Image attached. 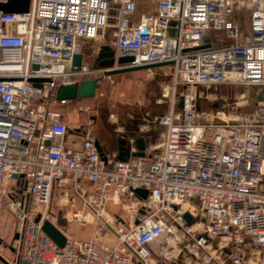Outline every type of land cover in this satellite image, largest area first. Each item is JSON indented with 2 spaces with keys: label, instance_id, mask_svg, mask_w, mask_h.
I'll use <instances>...</instances> for the list:
<instances>
[{
  "label": "built area",
  "instance_id": "2783aa9c",
  "mask_svg": "<svg viewBox=\"0 0 264 264\" xmlns=\"http://www.w3.org/2000/svg\"><path fill=\"white\" fill-rule=\"evenodd\" d=\"M8 1L0 0V204L16 219L14 264H151V246L173 229L187 230L200 264H264V0H147L151 12L138 11V0H31L20 14L2 11ZM89 42L110 47L114 64H85ZM123 57L133 61L119 65ZM164 64L172 102L154 119L164 129L159 146L114 160L86 126L68 148L60 109L70 101L56 99L59 87L89 79L98 87L108 72ZM227 85L257 87L255 110L203 119L197 89ZM70 183L82 207L61 219L52 192ZM185 213L200 223L185 226ZM45 222L64 235L62 248ZM71 223L90 227V237L68 235Z\"/></svg>",
  "mask_w": 264,
  "mask_h": 264
},
{
  "label": "rangeland",
  "instance_id": "374dc122",
  "mask_svg": "<svg viewBox=\"0 0 264 264\" xmlns=\"http://www.w3.org/2000/svg\"><path fill=\"white\" fill-rule=\"evenodd\" d=\"M144 5L147 6L148 4ZM245 20V24L243 20L241 22L243 30L246 29L247 19ZM90 60L89 54H86L84 61L90 62ZM151 71V73H148L145 70H139L106 77L98 86L97 98L71 100L70 105L63 107L60 111L69 120V124L71 123L70 126L73 128L74 126L70 120L73 119L71 110L80 105L87 108V112L76 114L78 115L77 122L86 125L87 128L95 125L99 141L105 138L109 144L112 143L113 139L107 130L108 123L106 119L109 114H113L116 116L118 124L136 123L146 125L152 131L151 142L154 144L161 143L163 140H161L159 134L160 128L155 125L154 119L156 116L169 112L172 102V91L170 89L172 83L168 69L157 68ZM164 72L167 73L166 77L162 76ZM164 91L167 97H163ZM181 91H183L182 88L177 89L176 95ZM197 91L200 95L197 100L198 114L203 119L209 117L208 115H214L218 116L219 119L232 120L242 113H250L255 110L259 95L257 87L231 85L209 89L199 88ZM176 102H178L177 98ZM215 121L216 123L220 122V120ZM200 123H204V120L201 119ZM14 187V182H12L9 190H13ZM64 199L67 200L66 203L68 204L64 203ZM74 200L75 205L72 208ZM61 201L64 204H61ZM129 202V199H123L122 201L123 204H129ZM80 207H82V200L76 195L73 184H62L54 187L50 202V211L54 215L62 219L68 211L80 209ZM186 207L188 209V205L184 204L182 208ZM107 211L115 215L119 214L121 209L120 206H114L110 202L107 204ZM0 214L5 219L2 228L5 229L10 225L16 232V219L8 210L6 199L0 204ZM194 221L196 224L200 223L198 219ZM59 224H62L61 220ZM69 225L72 228L71 234L78 239L84 240L89 236V227H81L76 223ZM66 226L68 227V225ZM186 232V229H173L172 233L165 234L159 241L154 243L151 246L153 252L151 264H200L191 255L190 249H187L190 237ZM215 241L217 242V240ZM1 246L0 244V251ZM200 255L201 251L198 253V256Z\"/></svg>",
  "mask_w": 264,
  "mask_h": 264
},
{
  "label": "crops",
  "instance_id": "0c3cea01",
  "mask_svg": "<svg viewBox=\"0 0 264 264\" xmlns=\"http://www.w3.org/2000/svg\"><path fill=\"white\" fill-rule=\"evenodd\" d=\"M146 3H147V0H138V11L151 12L152 6L147 3L148 4V7H147L144 5ZM101 47H103L102 43L89 42L86 44L84 58H85L86 54H89L91 60H90V62L84 61L85 64H87L91 68H97L98 69L100 67H103L100 65V63H102L104 60L99 58V53H100ZM159 68H161V67H158V69ZM154 69H157V68L146 69L145 71H147L148 73H151L152 72L151 70H154ZM97 89H98V87H97ZM96 92H97V90H96ZM96 94L97 93H95V96L93 97L94 99L97 98ZM77 108H74L71 110V113H73V115H72L73 119L71 118L70 120L72 121V125L74 126L73 128H71V126H70L71 123L69 124V120L65 117V115H63V120L69 129V132L66 136V143H67L68 148H70V149H75L78 147L79 138L77 135L78 134L77 131L81 127H86V125H84L80 122H77V116L78 115H76V114L79 113ZM106 121L108 123L107 124V127H108L107 130L112 135V139H113L111 144H109V142L105 138H102V141L98 140L97 135H96L95 125H93V127H91V128H87V131L99 143V146L102 150V153L104 155H109V157L113 158L114 160H118L117 148L119 147L118 142L121 140H127L128 144L130 145V153L135 152V149L133 147V140L137 137H143L145 139L146 150L155 148L162 143L161 142L158 144L157 143L154 144L153 142H151L152 131L150 129H148V127L146 125H141V124H136V123H132L129 125L118 124L116 116L113 114H109ZM73 130L75 131V133H73ZM159 134H160L161 140H163L164 129L160 128ZM131 158H135V157H129L128 159H131ZM83 185L87 186L88 184L86 182H82V186ZM74 191H75V189H74ZM66 201L67 200L64 199V203H66ZM64 203H62V201H61V204H64ZM73 203H75V200L73 201ZM186 209H187V207L182 208V211L187 212ZM4 221H5V219H4L3 215L0 214V234H1L0 244L2 245L1 251H0V264H14L15 262H17L18 257H19L18 252L15 248V241L17 239V235H16V232L13 230V227H11L10 225L7 226L5 229L2 228V226H4L3 225ZM69 226H68V229H70V232H68V235L76 237V236L71 234L72 228ZM62 227L65 230L67 229V228H65L64 225ZM90 234H91V229H90L89 236L87 237V239L90 237Z\"/></svg>",
  "mask_w": 264,
  "mask_h": 264
},
{
  "label": "water",
  "instance_id": "95a60500",
  "mask_svg": "<svg viewBox=\"0 0 264 264\" xmlns=\"http://www.w3.org/2000/svg\"><path fill=\"white\" fill-rule=\"evenodd\" d=\"M31 0H9L6 4L1 5V9L3 12L6 13H26L29 10ZM205 46H210V41L207 39L205 40ZM99 58L104 60L100 63L101 66H112L114 64L113 54L111 48L108 46L101 47ZM83 61L82 56H75L73 58V66L79 68L81 62ZM133 59L131 57H123L117 60L119 65L127 64L132 62ZM169 64L164 65H154L150 67H136V68H123L117 71H111L107 73V76H113L119 73H126V72H134L139 70H146L152 68H158L161 66H166ZM34 69H37V66H34ZM36 87H40V85L35 84ZM97 90V79H89L82 81L80 83H74L68 86H61L58 88L56 92V99L57 100H76V99H90L95 96ZM181 107V104L179 105ZM71 132V131H70ZM119 147L117 148L118 152V161H126L129 157H144L145 150H146V141L143 137H137L133 140V147L135 152L130 153V145L128 144L127 140H121L118 142ZM98 150L101 155H103L102 150L99 146V143L96 142ZM13 178H17L16 175ZM147 191L145 190H135L134 195L140 199H146ZM183 219L186 222L187 226H191L194 223L193 218L188 214L185 213L183 215ZM64 223L62 222L61 226ZM44 233L59 247L62 248L65 244V237L64 235L53 225L48 222H45L42 227ZM27 264V263H23Z\"/></svg>",
  "mask_w": 264,
  "mask_h": 264
},
{
  "label": "bare ground",
  "instance_id": "6f19581e",
  "mask_svg": "<svg viewBox=\"0 0 264 264\" xmlns=\"http://www.w3.org/2000/svg\"><path fill=\"white\" fill-rule=\"evenodd\" d=\"M209 117H210V116H209ZM183 210H184V209H183ZM197 226L199 227V225H196V227H197Z\"/></svg>",
  "mask_w": 264,
  "mask_h": 264
},
{
  "label": "flooded vegetation",
  "instance_id": "af4514ba",
  "mask_svg": "<svg viewBox=\"0 0 264 264\" xmlns=\"http://www.w3.org/2000/svg\"><path fill=\"white\" fill-rule=\"evenodd\" d=\"M101 111H102V110H101ZM101 111H100V112H101ZM102 112H103V111H102Z\"/></svg>",
  "mask_w": 264,
  "mask_h": 264
}]
</instances>
